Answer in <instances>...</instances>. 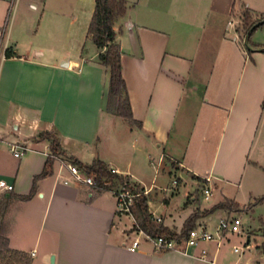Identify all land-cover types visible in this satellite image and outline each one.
I'll list each match as a JSON object with an SVG mask.
<instances>
[{
    "label": "crops",
    "instance_id": "crops-1",
    "mask_svg": "<svg viewBox=\"0 0 264 264\" xmlns=\"http://www.w3.org/2000/svg\"><path fill=\"white\" fill-rule=\"evenodd\" d=\"M125 1L114 29L141 127L107 112L110 70L88 36L97 0L90 18L87 0H0V180L15 184L0 203L9 247L32 264L39 253L38 264L52 256L55 264H264L263 217L221 240L169 252L142 241L131 252L134 216L118 212L114 191L77 183L67 170L71 159L103 162L148 192L152 217L176 234L227 200L239 210L196 226L216 234L224 219L264 212V52L246 49L234 20L243 11L258 20L264 0ZM74 14L87 17L76 34L67 24ZM62 42L75 47L58 53ZM252 47L264 49V38ZM44 132L57 136L62 155L25 202L50 155ZM14 144L28 148L21 159Z\"/></svg>",
    "mask_w": 264,
    "mask_h": 264
},
{
    "label": "trees",
    "instance_id": "trees-1",
    "mask_svg": "<svg viewBox=\"0 0 264 264\" xmlns=\"http://www.w3.org/2000/svg\"><path fill=\"white\" fill-rule=\"evenodd\" d=\"M127 9V3L125 0H97L88 36L91 37L95 46L101 50L99 55L101 65L110 70L107 112L126 119L133 126L141 127V123L137 122L133 117L128 88L122 73L121 47L117 42V34L114 29L115 22L120 17L125 16ZM242 18L247 25L244 30L245 36L248 35L257 23L264 20V16H261L258 20L254 21L252 15L248 11H243L241 13V19ZM263 26L264 25H261L255 29L253 33ZM251 36L248 43L250 42ZM6 56L7 58L12 57L8 52L6 53ZM40 139L50 142V155L43 172L35 178L31 193L26 197L19 198L25 202L30 201L36 194V184L38 181L53 175L54 163L62 155L61 144L55 134L44 132L40 135ZM69 161L77 165L88 176L94 177L97 182V188L102 191H112L120 186L130 187V184L127 181L128 179L113 173L109 170L108 166L101 161H96L91 166H85L77 160L71 159ZM132 189L135 191H141L139 186L135 183ZM257 203H264V198L259 199ZM218 210L238 211L239 206L232 201L227 200L225 203L217 205L210 211H205L202 214L197 213L187 220L181 234H176L170 231L163 224H158L154 220L149 210L148 199L144 195L136 198L131 213L136 220V228L152 238L163 237L180 240L188 236V234L196 227L197 221L200 218L208 216ZM5 212L6 208L2 209L0 216H3ZM261 250L264 253V242L261 246ZM32 262V258L27 253L12 250L9 247L7 227L6 224L2 223L0 228V264H32Z\"/></svg>",
    "mask_w": 264,
    "mask_h": 264
},
{
    "label": "built area",
    "instance_id": "built-area-1",
    "mask_svg": "<svg viewBox=\"0 0 264 264\" xmlns=\"http://www.w3.org/2000/svg\"><path fill=\"white\" fill-rule=\"evenodd\" d=\"M232 24V23H231ZM2 143V139L0 138V144ZM28 151V148L24 145L14 144L11 146V153L17 159H21L25 152ZM66 168L69 171L72 178L80 184H84L91 188H97V182L94 177L88 176L85 172H83L77 165L68 161L66 163ZM113 172V171H112ZM115 173V172H113ZM130 184V187L120 186L112 191H114L116 200H117V208L120 214H132L131 210L134 207L136 198L141 195L147 196L148 192L146 191H135L132 188L134 187V182L131 180H127ZM67 183V182H66ZM15 192V184L8 182L7 180H0V203L3 199ZM212 194V190L209 187H205L203 189V197L205 200H209ZM134 233L137 235L136 239H134L132 245L128 248L129 251H136L140 247L142 241L151 242L155 249L159 252H169L178 250L181 245L186 246H195L201 242H211L217 239L221 240L225 234H240L241 233V220L236 217H229L227 219L222 220L217 229L216 234H213L208 231L207 226L198 225L196 226L186 238L184 239H168L163 237L152 238L147 235L143 231L139 229H135ZM239 250L236 249V252ZM36 252L33 253V256Z\"/></svg>",
    "mask_w": 264,
    "mask_h": 264
},
{
    "label": "rangeland",
    "instance_id": "rangeland-1",
    "mask_svg": "<svg viewBox=\"0 0 264 264\" xmlns=\"http://www.w3.org/2000/svg\"><path fill=\"white\" fill-rule=\"evenodd\" d=\"M88 5H89V8H88V13H89V18H90V15H91V12L92 10H94V7H95V0H87L86 2ZM86 15L84 14L83 16L80 15V16H77V14H74V17L72 18V22L71 20L69 19L68 17V20H67V24L69 26H71V28L73 29L74 33L76 34L77 32L79 33V31L81 32L82 30L84 31V27H85V22H86ZM234 20H237V21H242L240 23V28L242 29V33H245L244 30L246 28V22H244L243 18L241 19V16H237L235 17ZM245 35V34H244ZM261 38H264V26L259 28L257 31H255L253 33V35L251 36V39H250V42L248 43L251 47L257 43L258 41H261ZM42 39V37H41ZM42 43V40H40V44ZM83 45V44H82ZM73 47V45H70V43L68 42L67 44H65L64 42L62 43H58L55 45L54 49L59 53L60 51H63V50H72L71 48ZM75 47V45H74ZM73 47V48H74ZM80 47H78L79 49ZM247 49V48H246ZM72 55L74 56L75 55V52L73 51ZM201 196V193L200 195ZM213 201V200H212ZM211 203V202H210ZM240 216V220L242 221L243 223V228L242 230L246 233V231H248L249 229H251L252 227H255V223L258 222V219L263 217L264 218V212H260V213H256L255 215H252V214H243V215H238ZM1 221H0V228H1ZM7 224V223H6ZM7 227V225H6ZM245 233H244V236H245ZM242 240H245V237L242 239ZM261 240H262V236L258 237L257 238V241L258 243H261ZM241 241H236V244L239 245L240 247H245V243H243V241L241 243H239ZM231 242L228 243V247H227V253L230 254L231 252ZM31 257V256H30ZM32 258V257H31ZM42 256L41 254L39 253L35 260H36V264H38L37 262L39 260H42Z\"/></svg>",
    "mask_w": 264,
    "mask_h": 264
},
{
    "label": "water",
    "instance_id": "water-1",
    "mask_svg": "<svg viewBox=\"0 0 264 264\" xmlns=\"http://www.w3.org/2000/svg\"><path fill=\"white\" fill-rule=\"evenodd\" d=\"M261 25H264V20H262V21H260L259 23H257V24L252 28V30L248 33V35H247L246 38H245L244 45H245V47H246L249 51H251V52H264V49H254L253 47H251V46L248 44V40H249L251 34L253 33V31H254L255 29H257L258 27H260ZM50 263H51V264H55V257H54V256L51 257Z\"/></svg>",
    "mask_w": 264,
    "mask_h": 264
}]
</instances>
